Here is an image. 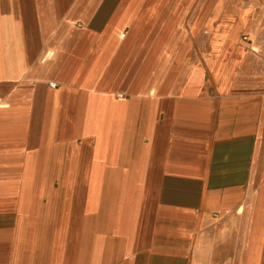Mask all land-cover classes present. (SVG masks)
<instances>
[{"label":"crops","instance_id":"0c3cea01","mask_svg":"<svg viewBox=\"0 0 264 264\" xmlns=\"http://www.w3.org/2000/svg\"><path fill=\"white\" fill-rule=\"evenodd\" d=\"M0 264H264V0H0Z\"/></svg>","mask_w":264,"mask_h":264}]
</instances>
